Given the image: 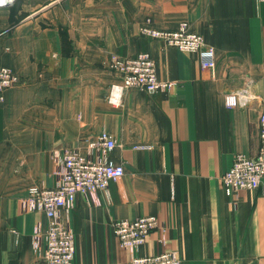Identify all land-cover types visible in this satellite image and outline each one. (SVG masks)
Masks as SVG:
<instances>
[{
    "label": "crops",
    "instance_id": "1",
    "mask_svg": "<svg viewBox=\"0 0 264 264\" xmlns=\"http://www.w3.org/2000/svg\"><path fill=\"white\" fill-rule=\"evenodd\" d=\"M180 22L214 51V69L197 54L140 34ZM148 53L169 91L127 90L106 102L116 82L110 55ZM0 60L19 82L0 103V264H44L33 247L42 213L20 199L30 186L55 184L64 148L84 150L102 131L124 175L106 192L77 196L62 219L75 236L73 264H126L112 224L153 215L134 256L176 251L180 264H264V177L256 190L225 196L221 177L236 155L255 157L264 103V3L257 0H15L0 7ZM248 86L256 100L226 109L223 98ZM135 145L149 150H133Z\"/></svg>",
    "mask_w": 264,
    "mask_h": 264
},
{
    "label": "built area",
    "instance_id": "2",
    "mask_svg": "<svg viewBox=\"0 0 264 264\" xmlns=\"http://www.w3.org/2000/svg\"><path fill=\"white\" fill-rule=\"evenodd\" d=\"M11 0H0V4ZM264 3V0H257ZM140 34L148 39L158 40L166 48H175L183 53L197 54L202 70L214 69V51L206 46L201 36L191 33L188 25L181 22L175 30H158L151 27L147 20L140 28ZM108 69L114 74L116 82L110 85L106 102L118 107L124 93L132 88L141 89L149 94L169 91L176 82L163 81L157 76L153 59L148 53L133 57L109 56ZM19 78L0 60V103L4 101L7 89L18 84ZM248 86L228 92L223 102L226 109H245L256 100ZM259 150L255 157L238 154L231 166L221 177V187L225 196L237 191L256 190L264 177V103L260 104L258 117ZM84 150L64 148L56 158L54 170L55 184L30 186L25 197L20 199L21 206L28 212L42 213L46 219L45 229L35 228L33 247L42 248L44 264H73L75 236L64 223L62 215L75 204L77 196L84 199L98 192H106L111 182L124 175V169L116 164L111 154L117 146L116 140L106 131L93 139L83 141ZM146 145H135L133 150H149ZM153 230L160 232V243L166 244V229L156 216L147 215L135 220H120L112 224V233L120 247L131 254L126 264H180L176 251H165L157 255L134 256L133 253L143 246Z\"/></svg>",
    "mask_w": 264,
    "mask_h": 264
},
{
    "label": "water",
    "instance_id": "3",
    "mask_svg": "<svg viewBox=\"0 0 264 264\" xmlns=\"http://www.w3.org/2000/svg\"><path fill=\"white\" fill-rule=\"evenodd\" d=\"M13 1H15V0L6 1V2H4V3H1V4H0V7H6V6H9V5H11V4L13 3Z\"/></svg>",
    "mask_w": 264,
    "mask_h": 264
},
{
    "label": "rangeland",
    "instance_id": "4",
    "mask_svg": "<svg viewBox=\"0 0 264 264\" xmlns=\"http://www.w3.org/2000/svg\"><path fill=\"white\" fill-rule=\"evenodd\" d=\"M146 21H147V20H146ZM182 22H183V21H182ZM180 23H181V22H180ZM180 23H179V24H180ZM185 23H186V22H185ZM150 24H151V23H150ZM179 24H178V25H179ZM187 25H188V24H187ZM151 27H152V26H151ZM177 27H178V26H177Z\"/></svg>",
    "mask_w": 264,
    "mask_h": 264
}]
</instances>
